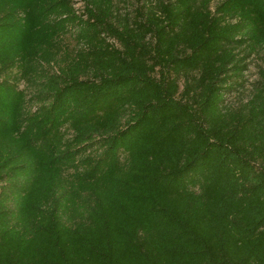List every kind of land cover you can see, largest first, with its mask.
<instances>
[{"label":"trees","instance_id":"1","mask_svg":"<svg viewBox=\"0 0 264 264\" xmlns=\"http://www.w3.org/2000/svg\"><path fill=\"white\" fill-rule=\"evenodd\" d=\"M213 1L0 0V264H264V0Z\"/></svg>","mask_w":264,"mask_h":264},{"label":"rangeland","instance_id":"2","mask_svg":"<svg viewBox=\"0 0 264 264\" xmlns=\"http://www.w3.org/2000/svg\"><path fill=\"white\" fill-rule=\"evenodd\" d=\"M75 1L78 3L75 7L80 9L81 3H79V0H75ZM218 1L219 0H214L213 2L217 3ZM66 42L68 43V45H73L72 41L69 38L66 39ZM263 65H264V62L260 57L258 58V57L253 56L250 59V64H249L248 70H247V72H245V75L247 78L245 93L242 96L232 93L229 97H227L229 104H232L235 106L240 102V98L244 99L246 97V95H248L247 90L250 89L251 83L253 81H255L259 66H263ZM21 88H22V86H21Z\"/></svg>","mask_w":264,"mask_h":264}]
</instances>
